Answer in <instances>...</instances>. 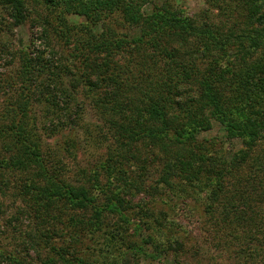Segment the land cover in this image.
<instances>
[{"label":"rangeland","instance_id":"374dc122","mask_svg":"<svg viewBox=\"0 0 264 264\" xmlns=\"http://www.w3.org/2000/svg\"><path fill=\"white\" fill-rule=\"evenodd\" d=\"M173 1L219 32L246 35L244 92L247 106H255L248 108V113L256 108L264 111V81L258 85L259 75L264 76V39L256 48L250 38L255 28L251 11L264 6V0H216L213 6L212 0ZM68 2L27 0V21L16 26L12 10L5 0H0V118L8 106L13 114L10 105L15 106L22 96L20 61L35 34L47 62L59 66L52 67L54 75L41 68L43 71L31 82L35 94L30 114L42 140L46 165L52 175L71 185L93 189L95 204L104 209L101 223L96 225V219V226L83 223L93 218L94 208L83 210L61 204L49 210L40 208L31 182L38 176L33 169L5 167L2 160L7 154L0 141V264H54L55 260V264H63L60 255L55 253V259H51L50 248L38 246L37 240H54L59 254L70 248L73 264H133L115 240L143 244L142 240L152 236L154 240H184L178 257L185 264H264V246L257 251L253 245H264V129L247 160L232 174L227 170L220 174L224 178L221 195H236L232 185L241 184L244 199L237 210L243 211L245 217L240 222L231 213L236 202L228 209L217 204L214 181L205 187L198 186V182H178L179 174L185 175L193 166L192 149L181 147L171 158L175 164L171 182H175L172 186L166 184L163 178L170 157L150 142L128 144L115 122L101 114L95 100L87 95L76 71L82 66L80 51L70 42L59 48L53 30L57 25L51 19L62 13L69 24L86 21L83 15L70 11ZM233 47L240 49L239 45ZM229 60L238 66L235 55ZM196 139L202 145L197 152L203 153L204 159L232 158L244 148L241 140L229 137L216 119ZM203 168L205 172L212 171L207 161ZM110 194L118 199L106 209ZM78 224L80 227H76ZM232 240L239 242L230 250L224 245ZM242 245L247 249L243 250ZM149 246L150 254L157 256ZM90 249H97L98 254L91 255ZM175 254L169 252L151 260L143 256L140 263L176 264Z\"/></svg>","mask_w":264,"mask_h":264},{"label":"trees","instance_id":"16d2710c","mask_svg":"<svg viewBox=\"0 0 264 264\" xmlns=\"http://www.w3.org/2000/svg\"><path fill=\"white\" fill-rule=\"evenodd\" d=\"M5 1L12 10L16 26L23 25L27 21V0ZM69 1L70 11L83 15L86 21L69 24L62 13L50 19L57 25L53 30L59 48L64 42H70L80 51L82 66L76 71L83 79L87 95L95 100L97 110L115 122L128 144L150 142L170 157L163 178L168 185L175 182H171L170 172L175 169L171 158L181 147L192 149L193 158L190 159L193 166L185 175L179 174L182 181L178 182H184V185L198 182V186L205 187L214 181L212 190L217 204L228 209L236 202L237 207L233 206L231 213L237 216L236 221L243 220L244 212L237 210L240 209L239 201L244 199L240 193L241 184L232 185L236 195H221L224 178L220 174L226 170L232 174V170H237L247 160L264 129V111L256 108L253 113H248V108L255 106H247L249 102L244 92L246 55L243 40L246 35L219 32L211 24L199 22L173 0ZM214 1H210L212 6ZM251 18L255 28L254 36L250 38L257 48L264 39V6L251 11ZM32 35L30 47L20 61L22 96L15 106L10 105V109L14 108L13 114L8 106L0 118V141L7 154L2 161L10 169H33L38 177L31 182H34L40 208L49 210L58 204L83 210L94 208L91 223H83L94 225L96 219V225H99L104 209L95 204L93 189L71 185L52 175L46 165L42 140L30 114L35 94L31 82L37 73L43 71L41 68L54 75L52 67L59 69V66L47 62L41 42L37 43L36 35ZM233 45H239L240 49L236 50ZM52 50L57 51L53 46ZM232 54L237 58L236 67L229 60ZM258 80V85L262 84L264 76L259 75ZM212 119L221 122L228 136L240 139L244 145L232 158L204 159V154L197 152L202 145L196 135L209 129ZM194 161L200 165L196 166ZM206 161L212 171L205 172L203 165ZM111 195L105 208L113 207L112 203L118 199ZM76 227H80L79 224ZM115 241L124 248L133 264H141L143 256L151 260L169 255V252L176 253V264H185L178 257H181L184 240H154L152 236L150 240H142L143 244ZM238 242L232 240L224 246L232 250ZM37 243L45 250L50 248L51 259H55L53 255L55 257L56 253L63 264H73L70 248L59 254L55 251L54 240H37ZM149 245L157 256L150 254ZM253 245L257 251L264 246L261 243ZM242 248L246 250L247 246L242 245ZM88 252L98 254L97 249Z\"/></svg>","mask_w":264,"mask_h":264}]
</instances>
